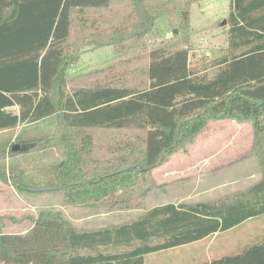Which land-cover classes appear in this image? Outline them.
Returning a JSON list of instances; mask_svg holds the SVG:
<instances>
[{
    "label": "trees",
    "instance_id": "1",
    "mask_svg": "<svg viewBox=\"0 0 264 264\" xmlns=\"http://www.w3.org/2000/svg\"><path fill=\"white\" fill-rule=\"evenodd\" d=\"M151 1L0 0V132L60 114L66 158L54 187L68 205L142 208L152 172L210 122L250 121L264 134V0H232L228 54L211 76L191 67L188 48L146 50ZM107 46L125 57L79 76L89 85L70 90V68ZM15 106L19 114L8 110ZM106 133L116 137L98 144ZM261 159L264 169V144ZM142 181L151 185L142 189ZM263 215L264 176L221 200L156 206L102 229L79 230L61 213L43 212L25 234L0 233V264H145L147 255ZM258 241L197 264H264V236Z\"/></svg>",
    "mask_w": 264,
    "mask_h": 264
},
{
    "label": "rangeland",
    "instance_id": "2",
    "mask_svg": "<svg viewBox=\"0 0 264 264\" xmlns=\"http://www.w3.org/2000/svg\"><path fill=\"white\" fill-rule=\"evenodd\" d=\"M155 25L146 40V50L160 44L188 48L192 68L212 75L214 62L228 54V20L232 0H152ZM188 12V19L185 14ZM175 30L178 34H175ZM210 55H207V54ZM112 46L86 51L69 70V89L88 86L79 76L105 68L124 58ZM146 60L133 64L144 66ZM10 112L20 113L18 106ZM116 135L100 134L105 145ZM18 143L22 152L10 155ZM66 130L60 114L35 124H21L0 132V233L25 234L43 212L61 213L79 230L102 229L142 216L163 203L216 201L245 191L264 176L261 151L264 134H257L250 121H213L192 142L167 154L162 169L152 172L154 188L140 209L105 211L64 203L55 166L66 158ZM34 146V147H33ZM108 156V154H106ZM165 170L174 171L166 176ZM165 179V180H164ZM22 181V183H21ZM151 183L142 181L144 189ZM157 186V187H156ZM264 236V215L199 242L147 255L145 264H197L237 252Z\"/></svg>",
    "mask_w": 264,
    "mask_h": 264
},
{
    "label": "crops",
    "instance_id": "3",
    "mask_svg": "<svg viewBox=\"0 0 264 264\" xmlns=\"http://www.w3.org/2000/svg\"><path fill=\"white\" fill-rule=\"evenodd\" d=\"M90 50H93V49H90ZM90 50H88V51H90ZM16 107V106H15ZM12 108H14V107H12ZM11 108H9L8 110H10ZM7 131H11V130H7ZM4 132H6V130L4 131ZM164 165V164H163ZM163 165H161L160 167H158L157 169H162V166ZM157 169H155V172H156V170ZM174 171H167V170H165V175L166 176H171V175H174ZM165 180V179H164ZM0 184H6V183H1L0 182ZM198 202H202V201H198ZM204 202H206V201H204ZM170 203H172V202H170ZM197 203V202H196ZM165 204H169V203H163V204H159V205H155V206H153V207H151V208H154V207H156V206H161V205H165ZM173 204H176L177 205V203H173ZM150 208V209H151Z\"/></svg>",
    "mask_w": 264,
    "mask_h": 264
},
{
    "label": "water",
    "instance_id": "4",
    "mask_svg": "<svg viewBox=\"0 0 264 264\" xmlns=\"http://www.w3.org/2000/svg\"><path fill=\"white\" fill-rule=\"evenodd\" d=\"M226 24H227V21L225 20V21L223 22V25H226ZM175 34H178V31H177V30H175ZM12 151H13L14 153L22 152V148H21V146H19L18 144H15V145L12 147Z\"/></svg>",
    "mask_w": 264,
    "mask_h": 264
},
{
    "label": "built area",
    "instance_id": "5",
    "mask_svg": "<svg viewBox=\"0 0 264 264\" xmlns=\"http://www.w3.org/2000/svg\"><path fill=\"white\" fill-rule=\"evenodd\" d=\"M207 55H210L209 53Z\"/></svg>",
    "mask_w": 264,
    "mask_h": 264
}]
</instances>
